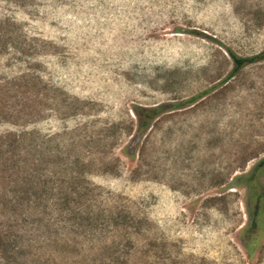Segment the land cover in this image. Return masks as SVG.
<instances>
[{"label": "rangeland", "instance_id": "rangeland-1", "mask_svg": "<svg viewBox=\"0 0 264 264\" xmlns=\"http://www.w3.org/2000/svg\"><path fill=\"white\" fill-rule=\"evenodd\" d=\"M5 21L8 264H264V61L229 55L264 51V0H0Z\"/></svg>", "mask_w": 264, "mask_h": 264}, {"label": "trees", "instance_id": "trees-1", "mask_svg": "<svg viewBox=\"0 0 264 264\" xmlns=\"http://www.w3.org/2000/svg\"><path fill=\"white\" fill-rule=\"evenodd\" d=\"M11 27L10 23L8 21L1 22L0 24V55L6 51L9 50V40L11 38V32L9 31V28ZM5 29V30H4ZM230 58L233 62V69L231 72V76H235L238 74L243 68L256 64L259 62L264 61V51L251 56V57H239L235 55L234 53H229ZM165 107H157L154 109H142L140 111H135V116L138 118V129L140 132L147 129L150 125V123L153 121L155 116L157 114H160ZM261 166H264V159L260 162ZM240 183H246L250 181V176H241L237 179ZM251 229L255 228L257 226V211L256 207L255 210L251 212ZM113 222H115L116 219H112ZM114 227L118 226L117 224L113 223ZM16 247V240L13 233H10L9 236H2L0 234V262H6V264L10 263L8 262V259L10 258V255L14 252V249ZM248 254L251 255V251L248 250ZM2 264V263H0Z\"/></svg>", "mask_w": 264, "mask_h": 264}]
</instances>
